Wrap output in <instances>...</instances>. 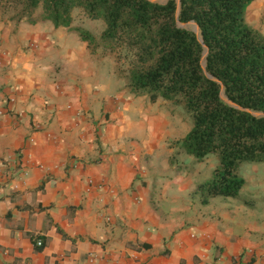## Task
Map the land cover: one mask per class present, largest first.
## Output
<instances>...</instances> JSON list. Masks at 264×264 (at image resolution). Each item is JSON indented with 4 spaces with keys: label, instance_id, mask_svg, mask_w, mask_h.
Returning a JSON list of instances; mask_svg holds the SVG:
<instances>
[{
    "label": "crops",
    "instance_id": "0c3cea01",
    "mask_svg": "<svg viewBox=\"0 0 264 264\" xmlns=\"http://www.w3.org/2000/svg\"><path fill=\"white\" fill-rule=\"evenodd\" d=\"M247 8L264 35V0ZM131 97L70 28L0 17V264H264V164L242 166L249 204L201 205L216 163Z\"/></svg>",
    "mask_w": 264,
    "mask_h": 264
},
{
    "label": "trees",
    "instance_id": "16d2710c",
    "mask_svg": "<svg viewBox=\"0 0 264 264\" xmlns=\"http://www.w3.org/2000/svg\"><path fill=\"white\" fill-rule=\"evenodd\" d=\"M252 1L181 0L177 14L176 0H0V17L70 28L90 55L125 63L116 74L131 96L168 101L189 113L190 130L169 147L194 163L215 157L210 177L196 186L199 203L224 197L249 204L239 169L264 164V35L245 20ZM76 9L101 20V32L72 27Z\"/></svg>",
    "mask_w": 264,
    "mask_h": 264
},
{
    "label": "rangeland",
    "instance_id": "374dc122",
    "mask_svg": "<svg viewBox=\"0 0 264 264\" xmlns=\"http://www.w3.org/2000/svg\"><path fill=\"white\" fill-rule=\"evenodd\" d=\"M166 1L167 0H158V3H165ZM80 13H81V11L79 9H76L74 11L75 21H77L78 24L81 25L82 27L90 30L93 34H95V35L99 34L104 27L103 22L101 20H92V19H88V18H85L82 21V18H81L82 15ZM249 15H251V11H249V9H248L246 11V20H247ZM80 20L82 22H80ZM106 57L112 60L115 73H116V67H118V66H120L121 68L126 67L125 63H121V64H118V66H116V61L113 58V56L110 55V56H106ZM116 76H117V74H116ZM124 88H125V86H124ZM132 99H135V97ZM136 100L138 102L137 104L143 106L146 115H148V113H151V112L155 113L157 111L158 112H166L168 114V116L170 117V119L173 121V127L175 130L174 132L176 134V137H180V136L184 135L188 130H190L191 117H190L189 113H187L180 105H176L174 103H171L168 101H163V100H158L155 103H151L145 97H138V98H136ZM173 142H176V140H169L168 144L170 145ZM174 157H175L176 163H178V161L176 160L177 156L174 155ZM203 162H204L203 166H205V168L208 169L212 163H216V160H215V157L213 155H208V157ZM241 169H242V167H241ZM241 169H239V174L243 177ZM244 180H245V178H244ZM245 187H247V180L244 181V186L242 187V190H245L246 189ZM251 194L252 193H246V195H244V196L249 198V197H251L250 196Z\"/></svg>",
    "mask_w": 264,
    "mask_h": 264
},
{
    "label": "water",
    "instance_id": "95a60500",
    "mask_svg": "<svg viewBox=\"0 0 264 264\" xmlns=\"http://www.w3.org/2000/svg\"><path fill=\"white\" fill-rule=\"evenodd\" d=\"M149 1H151V2H157L158 3V0H149ZM180 1L181 0H176V5H177V14H178V11H179V7H180ZM177 25L179 26V27H184L185 25H183V24H181V23H179V22H177ZM188 25L189 26H191L192 27V30L197 34V35H199V28H198V26L193 22V21H191V22H189L188 23ZM199 40L201 41V39L199 38ZM207 48L206 47H204V52H203V60H202V67L204 68V60H205V58H206V56H207ZM221 97H222V99L225 101V102H228V100L226 99V97L223 95V89H222V91H221ZM229 103V102H228Z\"/></svg>",
    "mask_w": 264,
    "mask_h": 264
},
{
    "label": "built area",
    "instance_id": "2783aa9c",
    "mask_svg": "<svg viewBox=\"0 0 264 264\" xmlns=\"http://www.w3.org/2000/svg\"><path fill=\"white\" fill-rule=\"evenodd\" d=\"M35 246L36 247H41L42 246V242L40 240L35 242Z\"/></svg>",
    "mask_w": 264,
    "mask_h": 264
}]
</instances>
